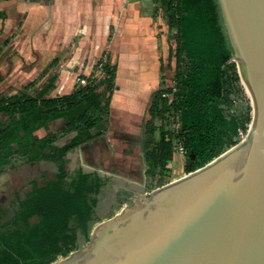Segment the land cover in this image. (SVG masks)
I'll return each mask as SVG.
<instances>
[{
  "label": "trees",
  "instance_id": "1",
  "mask_svg": "<svg viewBox=\"0 0 264 264\" xmlns=\"http://www.w3.org/2000/svg\"><path fill=\"white\" fill-rule=\"evenodd\" d=\"M169 30L175 29L173 55L175 73L173 88L155 92L148 108V131H153L154 118L174 110L179 113L182 145L187 154H194L186 172L195 170L219 155L226 145L239 142L251 121V105L246 111L230 112L233 82L239 80L232 50L223 33L215 0H162ZM0 16L2 14L0 13ZM162 70V65L159 71ZM103 76L93 80L84 77V84L60 96H47L54 77L34 93L36 84L29 82L12 94L0 95V115L7 120L0 124V172L14 157L26 161H52L56 172L41 186L33 183L23 199H17L12 217L0 222V264H53L75 248L77 230L86 240L88 224L93 219L96 195L105 179L96 171L78 168L70 174L65 168L66 154L102 137L107 129L109 102L116 88V65L104 53L95 66ZM170 92L171 97L163 96ZM63 119L56 132L39 137L36 130L52 120ZM157 143L146 152L151 177L160 176L172 158L170 136L159 124ZM72 134L61 145L60 137ZM36 216L33 223L30 217Z\"/></svg>",
  "mask_w": 264,
  "mask_h": 264
},
{
  "label": "water",
  "instance_id": "2",
  "mask_svg": "<svg viewBox=\"0 0 264 264\" xmlns=\"http://www.w3.org/2000/svg\"><path fill=\"white\" fill-rule=\"evenodd\" d=\"M215 2L250 99L245 137L173 182L132 192L58 264H264V0Z\"/></svg>",
  "mask_w": 264,
  "mask_h": 264
},
{
  "label": "crops",
  "instance_id": "3",
  "mask_svg": "<svg viewBox=\"0 0 264 264\" xmlns=\"http://www.w3.org/2000/svg\"><path fill=\"white\" fill-rule=\"evenodd\" d=\"M0 13V67L3 68L0 78L7 73L0 82L2 94L5 88H16L18 92L36 80L31 87H36L31 92L34 93L51 76L54 77L53 87L47 96L68 94L75 85L74 75L83 78L91 75L96 62L107 53L116 65V88L109 102L106 132L98 138L117 140L116 132L132 135L136 130L138 137L149 90L155 86L150 81L153 77L158 80L159 67L168 60L175 44L162 0H0ZM121 66L130 72L141 66L139 81L146 86V91L121 89ZM152 67H158V73L153 72ZM131 99L138 101L134 104ZM63 124L61 118L52 120L35 133L42 137L56 132ZM127 139L133 141L134 138ZM77 149L70 151L66 158ZM78 153L83 154V150ZM49 163L54 164L48 160L29 162L14 157L0 172V202L4 201L3 194L8 189L18 198L13 187L23 170L34 171L41 167L37 175L44 183V168ZM36 180L35 176L26 179L30 184L26 192L31 190L33 183L43 184Z\"/></svg>",
  "mask_w": 264,
  "mask_h": 264
},
{
  "label": "rangeland",
  "instance_id": "4",
  "mask_svg": "<svg viewBox=\"0 0 264 264\" xmlns=\"http://www.w3.org/2000/svg\"><path fill=\"white\" fill-rule=\"evenodd\" d=\"M171 36H172V41L174 44V39L173 35L175 34V29L169 30ZM175 46V44H174ZM173 48L170 49L169 52V58L167 61H165L162 64V70L159 72L158 75V80L156 81L157 78L153 77L151 79V85L155 86L151 87L149 90L148 94V103L146 104L145 107V114L142 119V125L141 129L143 126V137L142 139L140 138L141 130L140 133H137L138 130H136V133H133L132 135L129 134H123L116 132L115 135H117V138L115 140H106V139H101V138H96L92 141H89L83 145H80L78 149L71 153L69 157L66 158L65 162V168L70 174H74L75 171L78 168H81L83 171H88L87 167L91 168H96L100 169L104 172L108 173H117L120 175L125 176L126 178L129 179H134V180H140L142 177V170L146 165V152L149 151L156 143L158 140V129L157 127L159 124H162V129L166 131V136H170L172 139V135L170 134L172 132L173 124L171 120V112L168 111L165 114V117H160V115H157L154 118V126L155 129L153 131H148L146 127V122L150 118L149 114L146 113L147 108L150 106V101L154 97L155 92L158 89L161 88H173L174 85V73H175V60H174V55H173ZM141 66H137L132 68L131 72L128 70V68L121 66L119 71H120V88L123 90H131L138 92L140 90L146 91V86L140 85L139 81V68ZM3 68L0 67V75L3 74L2 72ZM153 72H156L158 70V67H152ZM7 71V70H6ZM5 72V71H4ZM6 73V72H5ZM13 75L15 74L12 72ZM131 76H130V75ZM10 76H12L9 73ZM129 75V76H128ZM7 76V73L1 76V80H3ZM100 76H103L100 71H94L92 72V79H98ZM73 82L75 84H79L77 79L78 78H83L81 75L75 74L73 77ZM1 84V83H0ZM234 90L231 93V109L230 112H239V113H244L246 111V105L250 104V99L243 87V84L239 80L233 82ZM9 88V87H8ZM8 88H5L6 92L4 94H12L16 92V88H13L12 90H7ZM36 87L28 89L29 92H33ZM3 93V89H0V95ZM120 98V94L118 95ZM171 95L168 94L167 98H170ZM150 100V101H149ZM7 120V116L4 114L0 115V124L4 123ZM106 132V131H105ZM71 134L60 137L56 143H61L65 142L69 139ZM131 136V137H130ZM127 138H134L133 141H128L129 139ZM140 142H142L143 149H141ZM181 142V137L180 136H175L173 140V154L172 158L166 163L165 168L161 172L160 176H157L156 178H152L147 181L148 186L145 191L149 192L153 189H156L162 185L168 184L170 182H173L187 174L185 168L186 166V160L188 159L187 154L185 151L180 152L178 149V144ZM233 145H226L219 153L222 154L228 149H230ZM80 150H83L82 153ZM26 161V160H25ZM145 161V162H144ZM40 170L41 167H38ZM38 169L31 171V170H23L17 175V180L15 181V186L13 187V190L17 193L18 198L17 199H23L25 195L28 193L26 192L30 188L29 181H26L27 178H30L32 176H35L37 179L38 184H42L43 181L40 179V177L37 175ZM45 170V179H51L54 176L55 172V166L52 163H49L47 166L44 168ZM20 185V186H19ZM120 189L125 190L129 192V189L126 188L125 186H120ZM26 192V193H25ZM25 193V194H24ZM128 195V194H125ZM4 201L0 202V222L3 220L12 217L16 210H17V199L15 198V195L11 192L10 189H8L5 194H3ZM96 198L98 196L96 195ZM133 202V199L130 198L129 204ZM124 203V202H122ZM121 205V204H120ZM125 205V204H124ZM121 207V208H120ZM124 208V206H114L111 208V210L108 211V209H96L93 213V219L89 222L88 224V236L89 240L85 239L84 234L77 230V239L75 242V248L70 251L65 257H60L58 258L53 264H58L60 261H62L64 258L69 257L71 254L75 253L76 251L86 247L93 234L94 228L100 224L101 221H105L106 219L114 216V214L120 212ZM37 220L36 216L30 217L29 221L31 223L35 222Z\"/></svg>",
  "mask_w": 264,
  "mask_h": 264
},
{
  "label": "flooded vegetation",
  "instance_id": "5",
  "mask_svg": "<svg viewBox=\"0 0 264 264\" xmlns=\"http://www.w3.org/2000/svg\"><path fill=\"white\" fill-rule=\"evenodd\" d=\"M188 160L189 159H187L186 162ZM191 161L192 159L190 160V165H191ZM111 173H109L108 175H101L98 173L102 178L105 179V182L100 187L99 192L97 193L98 198L94 208L103 209V210L108 209L109 211L111 210L112 207L117 205L125 206L124 205L125 202H129L130 198L132 197V194L134 192L139 193L142 190L143 191L146 190L147 189L146 186H148L147 181L152 179L148 166H145L143 168L142 170L143 175L140 178V180H134V179L129 180V178H126L123 175L119 177L112 175ZM120 186H125L126 188L129 189V192L126 190L122 192L123 190L120 189Z\"/></svg>",
  "mask_w": 264,
  "mask_h": 264
},
{
  "label": "built area",
  "instance_id": "6",
  "mask_svg": "<svg viewBox=\"0 0 264 264\" xmlns=\"http://www.w3.org/2000/svg\"><path fill=\"white\" fill-rule=\"evenodd\" d=\"M79 84H84L85 83V79L84 78H78L77 79ZM168 94H170V92H168L167 94H163V96H167ZM171 112V120H172V124H173V128H172V132L170 133L173 137H172V145H173V140L175 136H179V131H180V118H179V113L177 111L174 110H170ZM247 132V130H246ZM246 132H243L241 129H238V137L237 139L239 141H241L245 135ZM178 149L180 152L185 151L184 147L182 145V141L180 142V144H178Z\"/></svg>",
  "mask_w": 264,
  "mask_h": 264
},
{
  "label": "bare ground",
  "instance_id": "7",
  "mask_svg": "<svg viewBox=\"0 0 264 264\" xmlns=\"http://www.w3.org/2000/svg\"><path fill=\"white\" fill-rule=\"evenodd\" d=\"M243 87H244V89H245V91H246V93L248 95V91H247L246 87L244 85H243ZM130 101L135 104L138 100L131 99ZM128 110H130V107L128 108Z\"/></svg>",
  "mask_w": 264,
  "mask_h": 264
}]
</instances>
